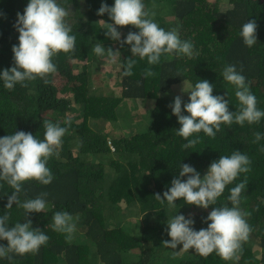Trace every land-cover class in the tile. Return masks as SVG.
Returning <instances> with one entry per match:
<instances>
[{"label": "trees", "instance_id": "trees-1", "mask_svg": "<svg viewBox=\"0 0 264 264\" xmlns=\"http://www.w3.org/2000/svg\"><path fill=\"white\" fill-rule=\"evenodd\" d=\"M28 2L0 0V71L14 64L12 46L18 44L19 36L14 24ZM57 3L69 11L66 23L76 37L74 50L52 58L57 71L46 77L48 83L37 78L8 90L0 80V137L24 131L43 140L45 121L68 129L59 154L47 161L52 182L25 181L18 196L23 203L48 194L45 210L29 213L27 218L32 228H39L49 239L37 253L13 254L11 259L0 258V264H264V151L260 150L264 139L253 142L254 133L264 134V117L251 125L221 124L215 137L201 131L189 138L199 136L200 142L185 149L182 145L187 141L176 135L181 125L169 107L174 97L163 94L182 81L193 87L206 79L213 84L212 94L226 92L229 111H237L236 88L222 77L225 66L235 65L256 96L257 108L264 111V0H142L159 27L175 30L182 41L192 43L193 56L163 54L155 65H149L147 58L132 57L136 63L131 76L123 75V66L132 56L131 45L121 47L106 37L102 20L112 21L107 13L97 15L101 3L112 6L114 0ZM249 20L257 23V42L251 47L240 36ZM117 30L121 40L128 32L139 31L132 25L117 26ZM97 44L105 48L104 61L93 52ZM147 68L153 76L143 75ZM104 75L114 78L107 82ZM180 97L188 102V97ZM141 98L154 101L148 127L141 132L120 131L126 113L119 106L131 109L133 101ZM183 103L182 114L188 115ZM66 119L71 120L70 126ZM236 150L249 157L251 170L226 185L215 205L205 209L180 198L169 206L156 200L154 195L163 198L171 180L179 176L180 164L193 166L202 178L211 162ZM241 181H246V189L238 206L249 214L245 219L252 231L242 243L238 260L225 261L215 252L204 257L193 249L184 251L182 245L172 249L162 243L171 240L167 222L176 214L191 216L194 230L206 229L211 221L204 218L212 207H232L227 197ZM13 191L0 181V216L9 214V227L25 222L24 210L15 202L5 208ZM58 211L70 214L75 224L70 239L51 227ZM0 245L7 246V241L0 240Z\"/></svg>", "mask_w": 264, "mask_h": 264}, {"label": "clouds", "instance_id": "clouds-1", "mask_svg": "<svg viewBox=\"0 0 264 264\" xmlns=\"http://www.w3.org/2000/svg\"><path fill=\"white\" fill-rule=\"evenodd\" d=\"M107 13L112 23L102 20L106 31L104 35L111 40L131 45L132 56L123 66V75L131 76L138 56L141 60L147 58L149 65L160 62L163 54L193 56V45L189 41H182L177 31H165L157 23L149 18V12L145 11L142 0H114L112 6L101 3L97 15ZM69 11L57 3V0H29L23 14L17 13L14 27L19 33L18 44L12 46L13 66L0 71V80L6 89L12 90L16 84H24L25 81H33L40 78L48 83L46 77L57 71L52 58L60 52L68 53L74 50L76 37L70 35V25L66 23ZM132 25L139 29L138 32H128L121 40V33L117 26ZM257 23L249 20L240 30L243 43L251 47L257 42ZM93 52L103 57L105 48L97 44ZM109 55L115 52L108 49ZM143 75L150 77L154 72L147 68ZM223 80L234 85L235 97L239 102L237 111H229V101L225 99L227 93L213 95V84L208 80H199L189 92L188 102L183 103L178 95L169 105L172 114L177 117L181 125L176 135L184 138L187 143L182 147L193 148L200 142V137L194 134L201 131L215 137L220 131L221 124L232 125L234 122L243 126L260 122L264 117V111L257 108L256 96L246 85L245 77L236 70L235 65H227L222 71ZM154 103V101H153ZM186 111L188 115L182 114ZM65 124H71L70 119ZM44 139L39 140L31 133L17 131L12 135L0 137V181L6 182L14 191L8 196L5 208L10 209L13 202L24 210L25 222H17L9 227V214L0 216V240H6L7 246L0 245V258L11 259L12 255L35 254L40 247L47 243L49 237L39 228H32V221L28 219L29 213L43 212L46 208V192L34 199H28L23 203L18 196L25 181L35 180L42 185H48L53 180L50 169L46 166L48 159L58 155V149L62 145V137L67 132V127H61L58 123L44 122ZM215 129V131H214ZM254 143L264 139V134L254 133ZM264 151V147L260 149ZM249 157L239 150L230 156H220L218 160L211 162L207 172L201 178L200 173L189 164H180L179 176L171 180V187L155 198L161 204L165 201L169 206H174L177 199L182 198L184 203L207 209L215 205L226 185L232 183L240 173H247L250 169ZM187 176L182 181L180 177ZM246 189V181H241L230 190L227 200L232 207L225 204L221 207H212L205 221H211L206 229L194 230L191 225L194 220L189 216L175 215L167 222V234L171 240L162 243L175 249L182 245L184 251L195 250L201 256L207 257L215 252L225 261L238 260V253L242 251V243L247 241L252 231L245 217L249 215L239 208L241 193ZM142 218V217H141ZM52 229L57 232L67 233L68 238L75 232V224L67 212L58 211L52 217Z\"/></svg>", "mask_w": 264, "mask_h": 264}, {"label": "rangeland", "instance_id": "rangeland-1", "mask_svg": "<svg viewBox=\"0 0 264 264\" xmlns=\"http://www.w3.org/2000/svg\"><path fill=\"white\" fill-rule=\"evenodd\" d=\"M219 4L221 5V1H219ZM157 5H165L164 3H159ZM105 57L101 58V61H104ZM110 78V80H112L114 77L113 76H109L108 75H104V81L108 82V79ZM191 85L189 82L187 81H182L180 83L174 84L172 85L167 91L163 92L164 95L166 96H172V97H176V96H184V97H189V91L191 89ZM153 104V100L149 99V98H141V99H137L135 101H133V104L130 108H124L123 106H119V110L120 112L126 113V117L123 118V122L122 124L120 123V131H123L124 133H129V130L135 128L137 131H143L146 126L149 124L150 121V117H151V107ZM119 115V114H118ZM136 115H138L137 117H135ZM121 117V115H119ZM78 120H76L77 122ZM107 127H109V125L107 124ZM148 127V126H147ZM108 169V167H107ZM106 169V170H107ZM109 170V169H108ZM122 211H124L125 209H121ZM137 213V211H136ZM138 217V215H137ZM112 224L115 223L114 221L111 222ZM131 230H133L134 232L138 230V228L134 227L131 228ZM164 264V263H162Z\"/></svg>", "mask_w": 264, "mask_h": 264}]
</instances>
